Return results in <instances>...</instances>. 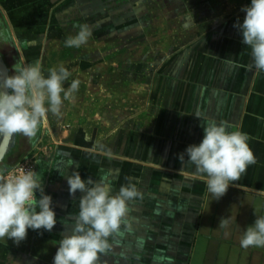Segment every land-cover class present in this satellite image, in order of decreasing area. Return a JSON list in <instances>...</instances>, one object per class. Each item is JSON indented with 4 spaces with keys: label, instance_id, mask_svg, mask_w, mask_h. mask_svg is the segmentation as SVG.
I'll list each match as a JSON object with an SVG mask.
<instances>
[{
    "label": "crops",
    "instance_id": "1",
    "mask_svg": "<svg viewBox=\"0 0 264 264\" xmlns=\"http://www.w3.org/2000/svg\"><path fill=\"white\" fill-rule=\"evenodd\" d=\"M190 1L195 11L184 16L200 25L186 27L188 38L170 43L165 59L138 61L121 74L136 88L124 97L121 86L118 105L91 89L79 94L72 115L41 127L32 154L57 223L50 232L29 229L18 245L0 239V264H53L79 212L83 193L70 195L67 184L75 171L105 182L113 195L129 183L142 195L129 203V227L99 264H264V247L240 246L264 215V72L249 70L252 50L234 27L251 0ZM209 121L246 133L255 156L219 200L195 166L179 160L181 153L188 160L186 148L199 145ZM222 218H230L227 228H219Z\"/></svg>",
    "mask_w": 264,
    "mask_h": 264
},
{
    "label": "clouds",
    "instance_id": "2",
    "mask_svg": "<svg viewBox=\"0 0 264 264\" xmlns=\"http://www.w3.org/2000/svg\"><path fill=\"white\" fill-rule=\"evenodd\" d=\"M241 10L246 16L242 24L234 27L242 32V43L252 50L249 70L264 72V0H251L250 6ZM79 28L75 36L65 40L66 47L80 48L88 42L91 29L87 24ZM70 76L61 64L50 68L45 77L39 62L15 66L14 75L0 76V138L7 142L21 134L33 139L47 125L48 113L59 117L63 102L73 100L79 90L78 79L64 88ZM228 127L225 122L209 121L203 127L204 136L199 145L186 148L188 160L184 161V153L179 155L182 163L195 166L215 200L222 198L229 185L239 181L248 166L255 163L248 135L239 130L228 131ZM67 184L70 195L77 191L83 195L74 224L59 241L53 264H99L100 255L119 243L117 237L122 235V226L129 227V203L142 199V195L132 183L121 186L113 195L108 184L91 178L84 180L79 171L67 177ZM51 205L52 197L45 194L35 171L23 167L0 168V239H11L18 245L27 238L29 229L50 232L57 223ZM229 222L230 218H222L219 228H227ZM240 246L264 247V215L256 216L254 224L247 227Z\"/></svg>",
    "mask_w": 264,
    "mask_h": 264
},
{
    "label": "rangeland",
    "instance_id": "3",
    "mask_svg": "<svg viewBox=\"0 0 264 264\" xmlns=\"http://www.w3.org/2000/svg\"><path fill=\"white\" fill-rule=\"evenodd\" d=\"M191 2L0 0V52L10 75H14L15 66L39 62L47 77L50 68L63 64L71 73L64 88L73 80L80 81L74 99L63 102L61 115L48 113L47 125L53 127L64 114L72 115L79 94L91 89L118 105L121 86L124 97L128 88H136L135 78L134 82L122 83L121 74H129L138 61L165 59L170 43L188 38L182 34L186 27L200 25L201 20L184 16L185 11H195L196 4ZM82 24L92 32L88 42L80 48L66 47L65 40L75 36ZM34 140L17 134L14 148L0 168L33 155Z\"/></svg>",
    "mask_w": 264,
    "mask_h": 264
},
{
    "label": "water",
    "instance_id": "4",
    "mask_svg": "<svg viewBox=\"0 0 264 264\" xmlns=\"http://www.w3.org/2000/svg\"><path fill=\"white\" fill-rule=\"evenodd\" d=\"M0 76H10L8 66L1 54H0ZM16 135H14L11 138V140L7 142H5L3 138H0V164L3 162L8 152L14 147L16 141Z\"/></svg>",
    "mask_w": 264,
    "mask_h": 264
},
{
    "label": "built area",
    "instance_id": "5",
    "mask_svg": "<svg viewBox=\"0 0 264 264\" xmlns=\"http://www.w3.org/2000/svg\"><path fill=\"white\" fill-rule=\"evenodd\" d=\"M25 168L26 170H32L36 172V167H37V158L36 155H31L11 166L6 168L7 170H13V169H19V168ZM37 173V172H36ZM37 199H39V192L36 193Z\"/></svg>",
    "mask_w": 264,
    "mask_h": 264
},
{
    "label": "trees",
    "instance_id": "6",
    "mask_svg": "<svg viewBox=\"0 0 264 264\" xmlns=\"http://www.w3.org/2000/svg\"><path fill=\"white\" fill-rule=\"evenodd\" d=\"M0 54H1V52H0ZM1 55H2V54H1ZM7 66H8V65H7ZM8 68H9V67H8ZM13 148H14V147H13ZM13 148L8 152V154L5 156L4 160H5L6 157L12 152ZM4 160H3V161H4ZM6 168H8V167H6ZM6 168H5V169H6Z\"/></svg>",
    "mask_w": 264,
    "mask_h": 264
}]
</instances>
